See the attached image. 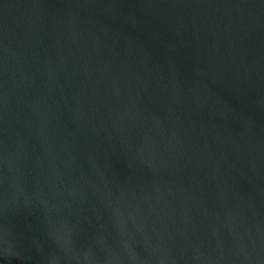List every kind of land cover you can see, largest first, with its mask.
Masks as SVG:
<instances>
[{
  "label": "water",
  "instance_id": "95a60500",
  "mask_svg": "<svg viewBox=\"0 0 264 264\" xmlns=\"http://www.w3.org/2000/svg\"><path fill=\"white\" fill-rule=\"evenodd\" d=\"M264 264V0H0V264Z\"/></svg>",
  "mask_w": 264,
  "mask_h": 264
},
{
  "label": "flooded vegetation",
  "instance_id": "af4514ba",
  "mask_svg": "<svg viewBox=\"0 0 264 264\" xmlns=\"http://www.w3.org/2000/svg\"><path fill=\"white\" fill-rule=\"evenodd\" d=\"M18 264H30L29 262H27L24 259H17Z\"/></svg>",
  "mask_w": 264,
  "mask_h": 264
}]
</instances>
